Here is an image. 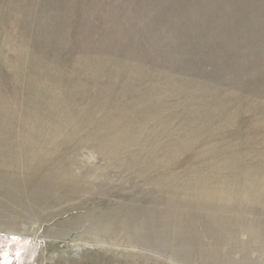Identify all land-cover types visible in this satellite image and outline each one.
<instances>
[{
	"label": "rangeland",
	"instance_id": "rangeland-1",
	"mask_svg": "<svg viewBox=\"0 0 264 264\" xmlns=\"http://www.w3.org/2000/svg\"><path fill=\"white\" fill-rule=\"evenodd\" d=\"M0 264H264V0H0Z\"/></svg>",
	"mask_w": 264,
	"mask_h": 264
}]
</instances>
